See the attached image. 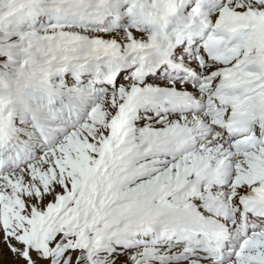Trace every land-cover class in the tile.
I'll list each match as a JSON object with an SVG mask.
<instances>
[{"label":"snow or ice","instance_id":"snow-or-ice-1","mask_svg":"<svg viewBox=\"0 0 264 264\" xmlns=\"http://www.w3.org/2000/svg\"><path fill=\"white\" fill-rule=\"evenodd\" d=\"M0 264H264V0H0Z\"/></svg>","mask_w":264,"mask_h":264}]
</instances>
